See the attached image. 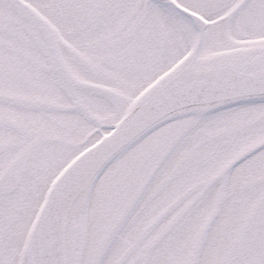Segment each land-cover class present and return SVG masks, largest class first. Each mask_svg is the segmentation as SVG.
<instances>
[{"label":"snow or ice","instance_id":"6c2138e0","mask_svg":"<svg viewBox=\"0 0 264 264\" xmlns=\"http://www.w3.org/2000/svg\"><path fill=\"white\" fill-rule=\"evenodd\" d=\"M0 264H264V0H0Z\"/></svg>","mask_w":264,"mask_h":264}]
</instances>
